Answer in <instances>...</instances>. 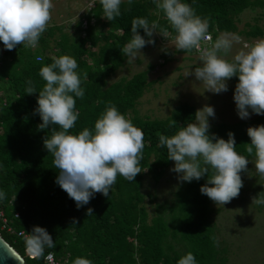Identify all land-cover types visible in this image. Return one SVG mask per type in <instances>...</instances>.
Masks as SVG:
<instances>
[{"label":"trees","instance_id":"16d2710c","mask_svg":"<svg viewBox=\"0 0 264 264\" xmlns=\"http://www.w3.org/2000/svg\"><path fill=\"white\" fill-rule=\"evenodd\" d=\"M182 2L189 4L198 17L207 21L209 32L229 33L235 31L231 18L241 10L259 5L261 0ZM120 8L119 17L113 21L102 20V28L105 27L106 32L102 28L94 32V23L86 20L90 33L71 41L63 26L48 23L34 49L17 45L13 50H6L0 41V191L5 193L0 207L4 210L7 225L12 228V231L2 228L0 221V234L23 256L26 264H47L44 257L33 259L26 251L24 238L17 235L19 231L27 235L33 226L45 228L55 242L54 248L45 249V255L51 252L58 263L69 252L71 260L62 264H72L77 257L89 259L92 264H137L138 261L140 264H177L181 256L173 250L172 243L167 239L169 235L172 238L179 236L188 245V252L194 254L197 264H211L215 257V243L210 239L214 236L209 219L210 198L200 191L207 175L187 182L178 193L176 209L179 217L173 230H168L159 216L147 222L145 210L138 205L142 199L139 192L140 173L132 181L118 175L108 197L95 193L88 204L79 208L56 183L59 171L55 169L54 157L44 147L43 140L59 127L50 126L44 130L38 127L42 120L35 109L38 106V91L45 83L39 76V70L52 63L54 55H48L52 49L60 53L56 57L68 55L77 61L76 71L81 77L85 94L82 99L75 98L74 111L79 112V116L69 130L71 134H78L84 128L94 129L96 120L109 105H114L129 119L127 111H134L135 103L147 85L146 72H137L128 80L109 86L105 78L123 61L121 46L131 39L132 19L143 17L151 24L156 18L151 14L147 0H132L130 5L128 0H124ZM101 12L99 3L91 16L98 18ZM157 12L164 15L162 10ZM166 22L167 19L161 21L164 25ZM138 31L145 36L143 29ZM99 41L102 46L96 55L108 64L97 75L94 71L97 64L92 66L83 55L87 43L93 47ZM38 55L44 59L37 62L35 58ZM84 73L88 74L87 79H84ZM29 80L37 92L25 93ZM230 80L238 83V76ZM195 113L192 105L180 103L165 119H142L138 116L129 119L144 134L143 158L139 167L148 166L153 178L157 179L170 161L166 147L159 146V135H173L181 126L193 122ZM173 119L177 123L170 126ZM226 129H230L229 126L220 124L209 133L216 131L217 137L227 140ZM233 134L237 153L249 156L246 145L251 140L247 132ZM150 154L155 155L151 162ZM89 208L92 209L90 215Z\"/></svg>","mask_w":264,"mask_h":264},{"label":"clouds","instance_id":"9594fccd","mask_svg":"<svg viewBox=\"0 0 264 264\" xmlns=\"http://www.w3.org/2000/svg\"><path fill=\"white\" fill-rule=\"evenodd\" d=\"M103 18L113 21L121 15L122 0H99ZM132 0H128L129 5ZM157 9L162 10L169 25L175 32L172 48L175 52L197 51L199 67L194 72H185V77L194 75L203 83L204 90L219 94L228 90L227 81L238 76L234 101L238 116L247 119L251 113L264 115V39L255 41L226 59L240 37L223 33L214 42L208 36V23L195 14L194 9L182 0H153ZM52 0H0V41L6 50L17 45L36 48L41 34L51 20ZM85 10V9H81ZM157 22L151 24L146 18L136 17L131 21V39L121 49L128 63L137 58L147 44H155L152 38L159 33L166 40L167 29L157 30ZM138 29H143L146 40ZM167 50V48L165 49ZM42 61L43 56H36ZM77 61L68 55L53 56L52 63L39 70L45 82L37 98L35 112L41 117L39 129L53 130L45 136L44 147L54 157L55 169L59 171L56 183L73 199L77 208L86 205L95 193L109 196L117 176L128 181L135 179L142 170L139 163L143 158L144 134L133 126L114 105L106 107L96 120L94 129L84 128L78 134H71L79 112L74 111L75 98L84 97L81 77L77 73ZM84 73V79H87ZM25 93L37 92L31 80L27 81ZM212 106L205 105L195 113V121L181 126L173 135H159V146L166 147L167 158L175 162L171 171L178 173L181 182L200 180L207 175L201 186L202 194L216 205H225L239 196L243 186L240 173L248 172L249 159L235 150L236 141L232 132L228 139L209 135V117H214ZM177 121H171L175 125ZM251 142L246 152L255 156L254 167L264 176V125L248 127ZM5 193L0 191V200ZM252 203L264 205V191L252 198ZM88 215L92 214L89 208ZM75 223V221L73 222ZM24 235L26 251L33 259L43 258L45 249L55 247V242L47 230L33 226ZM23 235V234H22ZM214 243L215 236L210 237ZM51 259V256L48 257ZM72 264H92V261L77 257ZM177 264H197L193 253L182 256Z\"/></svg>","mask_w":264,"mask_h":264},{"label":"rangeland","instance_id":"374dc122","mask_svg":"<svg viewBox=\"0 0 264 264\" xmlns=\"http://www.w3.org/2000/svg\"><path fill=\"white\" fill-rule=\"evenodd\" d=\"M99 3V0H52L53 8L50 10L49 24L63 26L62 29L67 32L71 41L90 33L86 27V20L95 24H92L94 32H99L102 28V20H107L102 17L103 10L98 18L91 16L93 9ZM147 4L151 14L156 18L154 21L159 26L157 30L167 29L165 26L171 28L168 21L165 25L161 23L166 17L157 12L158 9L153 0H147ZM231 21L235 31L229 33L239 36L240 41L233 45L232 52L225 57L229 60L237 51L243 49L244 45L264 39V0H261L257 6L241 10L231 18ZM75 24L80 26L75 27ZM104 28H102L104 32L108 31ZM168 32L170 35L167 40L158 32L154 33L152 38L155 44H147L143 47L131 63H128L126 55L122 54V63L105 78L106 85L109 86L120 80H128L137 72H146L147 85L137 99L134 111H127L126 115L129 119L134 116L142 119H165L177 104L188 103L196 111L205 105L214 108L215 116L208 118L209 130H216L220 124H224L230 128L225 130L226 133L247 132L250 126L264 125V115L251 113V110H249L250 117L247 119H241L238 116L234 101L237 82L229 79L228 90L215 94L204 90L203 83L196 81L194 75L185 77V72H194L195 67L201 66L199 53L197 51L175 52L172 48L175 32L172 29ZM210 32L213 35V42L219 35L227 33L216 30ZM144 38L148 39L146 35ZM101 46L100 41L97 46L92 47L88 43L84 46L86 52L83 56L91 65L97 64L94 67L97 75L101 74L108 64L105 59L96 55ZM59 54L56 49L48 52V55L52 56ZM212 134L217 137L216 131L209 133L210 136ZM154 158L155 155L150 154V162ZM247 158L249 159L248 172L240 173L243 186L239 196L224 206L216 205L211 199L208 203L209 219L218 241L215 243L216 252L211 264H264V205L252 203V198L264 191V176L256 172L255 156L249 155ZM174 164L175 162L170 160L157 179L153 178L148 166L141 168L140 172L139 192L142 199L138 205L145 210L148 223L152 218L159 216L168 226V230H173L178 223L179 212L176 209L178 193L187 183V181L181 182L178 179V173L171 171ZM167 239L172 243L173 250L181 257L188 253V245L179 236L172 238L169 235ZM70 260V254L67 252L57 264ZM137 264L140 262L138 261Z\"/></svg>","mask_w":264,"mask_h":264},{"label":"water","instance_id":"95a60500","mask_svg":"<svg viewBox=\"0 0 264 264\" xmlns=\"http://www.w3.org/2000/svg\"><path fill=\"white\" fill-rule=\"evenodd\" d=\"M0 264H26L23 256L14 249L0 234Z\"/></svg>","mask_w":264,"mask_h":264},{"label":"built area","instance_id":"2783aa9c","mask_svg":"<svg viewBox=\"0 0 264 264\" xmlns=\"http://www.w3.org/2000/svg\"><path fill=\"white\" fill-rule=\"evenodd\" d=\"M208 36L211 38V41L213 42V35L211 32H208ZM195 51V50H193ZM17 215V214H16ZM0 221L2 222V228H6L8 231H12V228L7 225V219L5 217L4 210L0 207ZM23 234V235H22ZM18 236L24 238V235H26L23 231H19L17 233ZM51 256V259L49 260L48 257ZM44 260L47 264H57V262L54 259V256L51 252L47 253L44 256Z\"/></svg>","mask_w":264,"mask_h":264},{"label":"snow or ice","instance_id":"6c2138e0","mask_svg":"<svg viewBox=\"0 0 264 264\" xmlns=\"http://www.w3.org/2000/svg\"><path fill=\"white\" fill-rule=\"evenodd\" d=\"M0 248H3V246H2V245H0Z\"/></svg>","mask_w":264,"mask_h":264}]
</instances>
